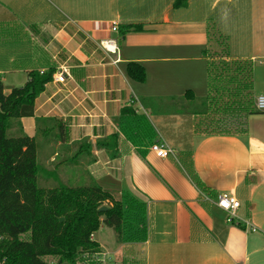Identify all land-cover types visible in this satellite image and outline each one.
Segmentation results:
<instances>
[{
	"label": "crops",
	"instance_id": "obj_1",
	"mask_svg": "<svg viewBox=\"0 0 264 264\" xmlns=\"http://www.w3.org/2000/svg\"><path fill=\"white\" fill-rule=\"evenodd\" d=\"M174 1L0 0L4 92L25 86L32 72L69 71L66 83L46 85L35 117L21 120L23 131L35 138L44 168L52 166L47 170L63 183L69 170L99 182L134 216L135 203L146 208L145 228L133 219L123 241L103 244V226L94 233L118 263L264 264V113L254 106L264 96V0H189L183 9ZM114 25L119 32L125 25L143 30L122 38ZM108 39L117 40L116 54L103 50ZM218 40L226 44V60L241 63L235 87L255 112L245 125L235 121L231 135L207 136L198 132L201 118L176 113L174 102L189 92L214 96L211 51ZM130 64L145 69L146 82L130 77ZM146 99L161 101L158 114L145 108ZM110 135L119 137L115 159L95 146ZM158 141L174 155L158 158L151 150ZM83 142L92 153L80 149ZM221 194L241 202L239 223H229L217 206Z\"/></svg>",
	"mask_w": 264,
	"mask_h": 264
},
{
	"label": "trees",
	"instance_id": "obj_2",
	"mask_svg": "<svg viewBox=\"0 0 264 264\" xmlns=\"http://www.w3.org/2000/svg\"><path fill=\"white\" fill-rule=\"evenodd\" d=\"M174 2L175 9L188 8L190 4L189 0ZM142 30V25H125L119 34L123 38L129 32ZM54 73L55 70L32 72L25 86L13 89L8 95L0 76V264H50L49 259L57 264H77L82 253H95L100 249L93 236L103 225L113 229L119 241H123L129 222L137 217L141 218L140 223L145 221V207L135 203L139 215H130L126 204L106 192L99 182L92 180L89 186L71 187L60 180L58 173L38 165L36 140L23 131L21 120L35 117L37 98L53 81ZM128 74L138 83L147 81L145 69L138 64H130ZM223 78L220 75L214 79L213 97L198 98L189 92L180 99L182 101L174 102L178 105L176 113L187 112L201 118L198 132L204 130L207 136L231 135L235 131V121L245 125V120L255 112L252 99L243 102L238 92L232 95L229 103L222 105V109L212 111L215 105L221 107L218 102L227 98L224 92L235 81L231 77L226 83ZM250 88L249 85L248 91ZM160 103L146 99L144 106L158 114ZM129 112L136 115L135 111L124 109L125 114ZM12 130L16 131L14 135ZM118 145V135H110L97 141L95 146L107 150L110 158L115 159L119 155ZM80 147L88 153L94 149L87 142ZM39 178L52 180L57 186L42 187ZM198 185L203 187L200 180ZM103 207L107 208L106 212L100 211ZM133 237V234L129 236L131 240ZM130 264L142 263L132 261Z\"/></svg>",
	"mask_w": 264,
	"mask_h": 264
},
{
	"label": "built area",
	"instance_id": "obj_3",
	"mask_svg": "<svg viewBox=\"0 0 264 264\" xmlns=\"http://www.w3.org/2000/svg\"><path fill=\"white\" fill-rule=\"evenodd\" d=\"M112 31L115 33L119 32V28L117 25H114ZM102 48L105 52L110 54H116L118 52L117 40L108 39L102 43ZM53 81L58 83H66L69 73L66 68H60L53 75ZM254 106H256L257 112L264 113V96H258L255 99ZM152 152L160 158H169L174 155V150L166 144L164 141H158L152 144L151 146ZM217 206L227 214V221L229 223H239L240 216L238 210L241 207V202L237 198V196L221 194L217 200ZM247 228L251 227L252 231L255 230L254 227L251 226L249 222H244ZM93 240H95V235L93 236ZM114 253L107 252L106 250L99 249L95 253L84 252L82 253L78 260L77 264H120L116 261Z\"/></svg>",
	"mask_w": 264,
	"mask_h": 264
},
{
	"label": "rangeland",
	"instance_id": "obj_4",
	"mask_svg": "<svg viewBox=\"0 0 264 264\" xmlns=\"http://www.w3.org/2000/svg\"><path fill=\"white\" fill-rule=\"evenodd\" d=\"M240 7H241V10L239 9L240 15L241 16L247 15L248 8H246V7L244 8V4L240 5ZM218 41H220V40H218ZM211 55H212V57H211V72H212L213 77H219L221 75V77L222 76L225 77L223 79H226L225 80L226 83H227V80H229L228 78H231V77L232 78H237L238 75H237V72H236V68L239 67L241 63H238L234 59H231V61L226 60V58H227L226 55L227 54H226V44H225V42L220 41L218 43H215V47H214V45L212 47ZM245 67L247 69L249 68L248 65H246ZM249 74H250V72L247 73V75H249ZM235 86H236V83L233 82V84L229 85V88H227V91L224 92V94L227 97V98H224L226 100H222L224 105L227 104L228 101H230L229 99H232V95H236L238 89ZM222 101H220V102H222ZM222 108H223L222 105H221V107L216 106L213 109V111H218V110H220ZM15 133H16V131L12 130L11 134L14 135ZM79 150L76 152V155H78ZM38 165L41 166V167H44L42 165V161L40 159L38 160ZM47 169L48 170L49 169H53V167L48 165ZM80 171H81V169H80ZM77 177L78 178H76V176L75 177L72 176L71 172L69 170H67V172L64 174L63 180L66 183H68V185L71 186V187H75V186H89L91 184L87 180L81 179V176L77 175ZM39 184H40V186L47 187V188H55L57 186V184L54 183L52 180L51 181L41 180L39 182ZM129 214L132 215L131 212H129ZM131 218H130V220H131ZM133 230L134 229H129L128 234H130V232L133 231ZM98 235H99L98 238L101 240V242L103 244L108 243L109 246H112L113 243L118 238V236L116 235L115 231L113 229H110V228L106 227L105 225H103V228H101V230L99 231ZM24 237L28 238L27 236H24ZM107 252H110V250H108ZM114 257H115V259L117 261V256H114ZM49 262H50V264H57V262L55 260H53V259H49Z\"/></svg>",
	"mask_w": 264,
	"mask_h": 264
},
{
	"label": "water",
	"instance_id": "obj_5",
	"mask_svg": "<svg viewBox=\"0 0 264 264\" xmlns=\"http://www.w3.org/2000/svg\"><path fill=\"white\" fill-rule=\"evenodd\" d=\"M101 212H106L107 211V208L106 207H103L100 209Z\"/></svg>",
	"mask_w": 264,
	"mask_h": 264
},
{
	"label": "bare ground",
	"instance_id": "obj_6",
	"mask_svg": "<svg viewBox=\"0 0 264 264\" xmlns=\"http://www.w3.org/2000/svg\"><path fill=\"white\" fill-rule=\"evenodd\" d=\"M69 72V71H68Z\"/></svg>",
	"mask_w": 264,
	"mask_h": 264
}]
</instances>
